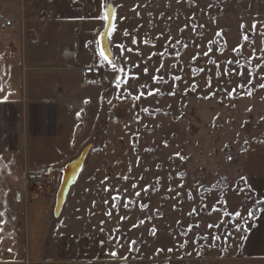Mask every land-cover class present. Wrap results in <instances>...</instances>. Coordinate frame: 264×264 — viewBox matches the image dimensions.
Masks as SVG:
<instances>
[{
	"label": "rangeland",
	"instance_id": "obj_1",
	"mask_svg": "<svg viewBox=\"0 0 264 264\" xmlns=\"http://www.w3.org/2000/svg\"><path fill=\"white\" fill-rule=\"evenodd\" d=\"M107 1L113 97L137 100L139 118L119 110L110 133L118 102L105 103L59 216L70 207V252L90 237L75 257L88 264L239 256L258 206L243 159L264 152V0ZM114 155L129 173L107 180L94 163Z\"/></svg>",
	"mask_w": 264,
	"mask_h": 264
},
{
	"label": "crops",
	"instance_id": "obj_2",
	"mask_svg": "<svg viewBox=\"0 0 264 264\" xmlns=\"http://www.w3.org/2000/svg\"><path fill=\"white\" fill-rule=\"evenodd\" d=\"M107 6V0H0L9 14H0V264H88L75 257L84 256L90 237L70 252V207L66 221L55 216L63 170L91 145L105 103L118 102L110 133L119 110L139 118L138 101L113 97L112 83L84 84L83 70L102 60L88 42L103 31L106 21L96 17ZM263 154L247 155L242 166L257 203H264ZM94 164L103 165L107 180L130 169L129 158L116 155ZM39 172L47 182L41 193L28 184ZM245 239L239 256L216 264H264V208Z\"/></svg>",
	"mask_w": 264,
	"mask_h": 264
},
{
	"label": "water",
	"instance_id": "obj_3",
	"mask_svg": "<svg viewBox=\"0 0 264 264\" xmlns=\"http://www.w3.org/2000/svg\"><path fill=\"white\" fill-rule=\"evenodd\" d=\"M111 6V5H110ZM111 9H114L113 6H111ZM106 12L109 13V19L111 20L112 24L114 23L115 18V9L114 13H112L109 9V6L106 9ZM112 29H106L102 33H107V35H101L100 37V50H105V46H107L106 55H109V58H113V52L111 50L110 46V33ZM92 149V145L87 146L80 155L70 162L63 170L62 180L61 184L57 193V199H56V206H55V216L59 217L62 213L66 202L68 200L69 194L71 192L72 187L76 183L84 165L86 162V159Z\"/></svg>",
	"mask_w": 264,
	"mask_h": 264
},
{
	"label": "built area",
	"instance_id": "obj_4",
	"mask_svg": "<svg viewBox=\"0 0 264 264\" xmlns=\"http://www.w3.org/2000/svg\"><path fill=\"white\" fill-rule=\"evenodd\" d=\"M96 41L95 34L88 42V48L97 50L98 47L95 43H90ZM118 68L114 69L112 65L106 63L104 61H99L96 64L87 67L83 70L84 75V84L86 86H100L110 83L113 78L117 75ZM28 184L32 186V188L41 193L46 190V181L36 176L34 178H30L28 180Z\"/></svg>",
	"mask_w": 264,
	"mask_h": 264
},
{
	"label": "snow or ice",
	"instance_id": "obj_5",
	"mask_svg": "<svg viewBox=\"0 0 264 264\" xmlns=\"http://www.w3.org/2000/svg\"><path fill=\"white\" fill-rule=\"evenodd\" d=\"M101 7L102 8L104 7L103 4L101 5ZM109 9H110V11L112 13H114V9H111L110 5H109ZM96 19H100V20L106 21L105 28L114 30V25L112 24L111 20L109 19V13L108 12H101V14L98 17H96ZM101 35H107V33H101ZM90 43H95L97 45V47L99 48L100 40H96V41L90 42ZM133 43H135V41H133ZM119 47H121V49H123L122 45L119 46ZM106 51H107V46H105V50H100L99 51V56L101 57L102 61H106L107 63L112 65V67L114 69H116L117 65H118V61L116 60L115 57L110 59L109 55H106ZM145 71H147V70L145 69ZM262 87H264V85H262ZM0 91H2V89H0ZM4 99L6 100L7 97H4ZM137 99H139V97H137ZM137 195H139V194H137ZM2 215H3V213L0 212V216H2ZM108 215H110V213H108ZM236 215L239 216V212H237ZM249 216H252L251 212H249ZM141 223H143V222L141 221ZM113 255H115V253H113Z\"/></svg>",
	"mask_w": 264,
	"mask_h": 264
},
{
	"label": "trees",
	"instance_id": "obj_6",
	"mask_svg": "<svg viewBox=\"0 0 264 264\" xmlns=\"http://www.w3.org/2000/svg\"><path fill=\"white\" fill-rule=\"evenodd\" d=\"M109 96H111V95H109ZM109 96H108V97H109ZM108 100H109V99H108ZM39 174H41V173L39 172L38 174L34 175L33 177H35V176H39ZM257 205H258V206H256V209H255V211L253 212V217H254V218H256V217L258 216V213H259L260 209H263V208H264V203H262V202H258Z\"/></svg>",
	"mask_w": 264,
	"mask_h": 264
}]
</instances>
